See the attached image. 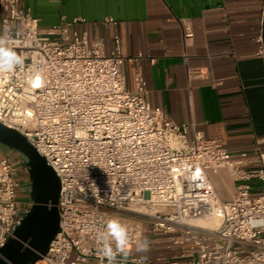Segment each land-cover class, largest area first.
<instances>
[{
    "label": "built area",
    "instance_id": "obj_1",
    "mask_svg": "<svg viewBox=\"0 0 264 264\" xmlns=\"http://www.w3.org/2000/svg\"><path fill=\"white\" fill-rule=\"evenodd\" d=\"M76 20L42 28L20 0H0V38L24 58L0 71V122L22 133L60 182L59 227L34 264H107L100 236L113 218L129 233L125 264H264V226L249 223L264 218V151L248 160L190 135L149 102L141 54L124 56L118 36L107 54L101 38L70 29ZM256 41L264 56L261 34ZM126 61L135 66L133 90ZM222 169L233 186L227 199L211 178ZM21 184L16 162L0 156V247L28 209L16 198ZM199 218L218 224H191ZM144 232L167 235L179 253L165 263L135 256Z\"/></svg>",
    "mask_w": 264,
    "mask_h": 264
},
{
    "label": "crops",
    "instance_id": "obj_2",
    "mask_svg": "<svg viewBox=\"0 0 264 264\" xmlns=\"http://www.w3.org/2000/svg\"><path fill=\"white\" fill-rule=\"evenodd\" d=\"M42 28L61 17L72 22L77 34L101 38L105 52H114L118 36L122 54H141L139 63L149 102L190 135L200 132L228 148L235 157L248 160L256 149L264 151V56L258 55L261 34L264 45V0H20ZM107 18H113L108 21ZM191 31L190 36L185 30ZM135 66L123 65L125 86L134 89ZM17 153V152H16ZM0 156L16 162L20 186H29L24 163L0 143ZM220 173L218 176L223 177ZM216 173L214 188L222 198ZM220 184V183H219ZM229 184V182H228ZM224 186L227 185L224 178ZM231 185V183L229 184ZM26 194L27 191L19 190ZM30 198L19 203L29 207ZM148 238L149 250L138 251ZM156 263L177 255L167 235L144 232L132 252Z\"/></svg>",
    "mask_w": 264,
    "mask_h": 264
},
{
    "label": "water",
    "instance_id": "obj_3",
    "mask_svg": "<svg viewBox=\"0 0 264 264\" xmlns=\"http://www.w3.org/2000/svg\"><path fill=\"white\" fill-rule=\"evenodd\" d=\"M0 143L19 154L30 180V205L0 247V264H34L46 254L59 227V178L22 133L1 122Z\"/></svg>",
    "mask_w": 264,
    "mask_h": 264
},
{
    "label": "clouds",
    "instance_id": "obj_4",
    "mask_svg": "<svg viewBox=\"0 0 264 264\" xmlns=\"http://www.w3.org/2000/svg\"><path fill=\"white\" fill-rule=\"evenodd\" d=\"M5 31L7 32V29ZM23 64L24 58L7 46L6 39L0 38V71H12ZM249 223L254 227L264 226V218H252ZM129 239L127 226L124 223L116 218L107 221L105 231L100 236L102 243L100 252L106 259L107 264H125L129 254ZM149 244L148 238L145 237L140 243L138 251L146 253L149 250ZM118 256L122 258L118 260Z\"/></svg>",
    "mask_w": 264,
    "mask_h": 264
},
{
    "label": "rangeland",
    "instance_id": "obj_5",
    "mask_svg": "<svg viewBox=\"0 0 264 264\" xmlns=\"http://www.w3.org/2000/svg\"><path fill=\"white\" fill-rule=\"evenodd\" d=\"M10 150H11L12 154H17V156L20 157L19 154L16 153L15 150H13V149H10ZM220 172L225 174L223 177L225 178V182L227 183L226 186L227 187L229 186L227 188L226 186L223 185L225 187V189L223 191L221 190L222 195L229 194V197H230L232 195V192H233V186H232L231 178L229 177V175H228V173H227V171L225 169L220 170ZM228 182H229V184L231 183V185H229ZM251 183H252V185L260 184L258 181H252ZM21 189L27 191V193L26 194H23V193L21 194V192L19 193L18 191L21 190ZM18 191H17L16 198H17V201L19 203L21 201H25L26 199L30 198V195H29V192H30V184L27 187L26 186H19ZM210 220H212V219H210Z\"/></svg>",
    "mask_w": 264,
    "mask_h": 264
},
{
    "label": "bare ground",
    "instance_id": "obj_6",
    "mask_svg": "<svg viewBox=\"0 0 264 264\" xmlns=\"http://www.w3.org/2000/svg\"><path fill=\"white\" fill-rule=\"evenodd\" d=\"M218 185L221 187V188H218V189H222V191L225 189V187L223 185H221L219 183H218ZM191 224H193L194 226L203 227V228H215L217 226V224H218V220L215 219V218L212 219V220L205 219V218H199V219H195L194 221H191Z\"/></svg>",
    "mask_w": 264,
    "mask_h": 264
}]
</instances>
